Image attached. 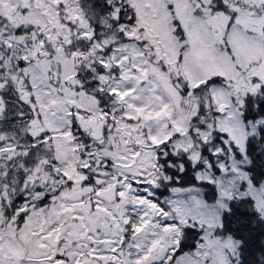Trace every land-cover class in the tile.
Wrapping results in <instances>:
<instances>
[{
	"label": "snow or ice",
	"instance_id": "1",
	"mask_svg": "<svg viewBox=\"0 0 264 264\" xmlns=\"http://www.w3.org/2000/svg\"><path fill=\"white\" fill-rule=\"evenodd\" d=\"M0 264H264V0H0Z\"/></svg>",
	"mask_w": 264,
	"mask_h": 264
}]
</instances>
